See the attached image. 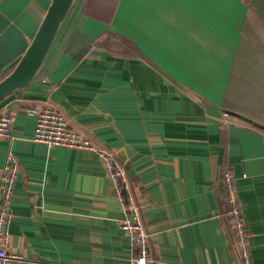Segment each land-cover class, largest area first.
<instances>
[{"label":"crops","instance_id":"0c3cea01","mask_svg":"<svg viewBox=\"0 0 264 264\" xmlns=\"http://www.w3.org/2000/svg\"><path fill=\"white\" fill-rule=\"evenodd\" d=\"M50 2L0 0V77ZM253 9L263 13L264 5L118 0L109 22L76 17L48 75L0 100V113L14 116L9 136L0 138V172L7 154L19 164L6 247L17 258L8 264H131L134 253L97 152L32 140L35 119L26 109L45 106L124 167L152 264H240L221 215L226 169L251 263L264 264V129L222 107Z\"/></svg>","mask_w":264,"mask_h":264},{"label":"built area","instance_id":"2783aa9c","mask_svg":"<svg viewBox=\"0 0 264 264\" xmlns=\"http://www.w3.org/2000/svg\"><path fill=\"white\" fill-rule=\"evenodd\" d=\"M102 39H99L100 42ZM94 48V44L89 50ZM27 115L35 119L32 140L48 147L58 146L76 150L96 151L110 182L119 197L123 207V218L120 221L121 230L128 236L131 248L134 250L131 264H152L148 235L142 222L139 203L132 192L127 174L122 165L106 149H97L79 131L71 128L66 118L54 107L45 106L26 109ZM14 122L11 113H0V138L9 136L10 128ZM19 173V164L12 154H7L0 172V264H8L17 258L9 254L6 247L9 240V227L11 222V200L16 179ZM223 187L227 190L229 208L227 218L231 219L232 228L235 229V240L240 256V264H252L248 252L246 228L243 223L238 205L233 177L230 171L222 175ZM45 210L44 206H40Z\"/></svg>","mask_w":264,"mask_h":264},{"label":"trees","instance_id":"16d2710c","mask_svg":"<svg viewBox=\"0 0 264 264\" xmlns=\"http://www.w3.org/2000/svg\"><path fill=\"white\" fill-rule=\"evenodd\" d=\"M117 1L82 0L80 2L79 0L66 19L48 61L32 84L40 82L50 72L55 61V54L64 49L76 31L73 23L77 16L85 15L96 20L109 22ZM248 1L253 6L264 5V0ZM91 7L99 8L100 14L88 11V8ZM70 21L72 22L71 26ZM67 26H70V28L66 31ZM13 67L3 74L0 79L6 76ZM222 107L226 112L248 117L255 123L264 126V12L258 13L253 9V12L247 13ZM224 171L230 170L226 169ZM219 201L221 215L231 226V219L225 217L229 204L227 190L224 187L219 193ZM230 234L236 244L235 229L232 226Z\"/></svg>","mask_w":264,"mask_h":264},{"label":"water","instance_id":"95a60500","mask_svg":"<svg viewBox=\"0 0 264 264\" xmlns=\"http://www.w3.org/2000/svg\"><path fill=\"white\" fill-rule=\"evenodd\" d=\"M79 0H51L27 48L12 70L0 79V100L26 89L43 69L72 8ZM248 123L264 129L252 120Z\"/></svg>","mask_w":264,"mask_h":264}]
</instances>
